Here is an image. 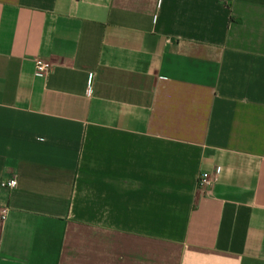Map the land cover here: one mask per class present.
Returning a JSON list of instances; mask_svg holds the SVG:
<instances>
[{
	"label": "crops",
	"instance_id": "obj_1",
	"mask_svg": "<svg viewBox=\"0 0 264 264\" xmlns=\"http://www.w3.org/2000/svg\"><path fill=\"white\" fill-rule=\"evenodd\" d=\"M0 264H264V0H0Z\"/></svg>",
	"mask_w": 264,
	"mask_h": 264
},
{
	"label": "built area",
	"instance_id": "obj_2",
	"mask_svg": "<svg viewBox=\"0 0 264 264\" xmlns=\"http://www.w3.org/2000/svg\"><path fill=\"white\" fill-rule=\"evenodd\" d=\"M52 70L50 62L37 58L34 63V75L36 77H44L48 75ZM221 175V168L215 167L211 172H203L198 178V186L202 191H206L212 184H214ZM16 180H10L8 182H2L1 187L3 188H14L16 186ZM7 210H3L1 213V221L4 222L7 218Z\"/></svg>",
	"mask_w": 264,
	"mask_h": 264
}]
</instances>
